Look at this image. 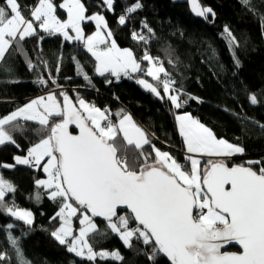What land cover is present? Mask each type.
Instances as JSON below:
<instances>
[{
    "label": "snow or ice",
    "instance_id": "snow-or-ice-1",
    "mask_svg": "<svg viewBox=\"0 0 264 264\" xmlns=\"http://www.w3.org/2000/svg\"><path fill=\"white\" fill-rule=\"evenodd\" d=\"M239 2L256 13L251 0ZM114 3L115 0H100L99 7L114 11ZM191 3L198 16H215L211 8L200 7L198 0ZM142 7L141 0H133L118 17V23L125 25ZM59 8L67 11V20L58 19L55 0H35L31 6H22L20 0H0V68L12 72L4 67L7 57L22 56L29 71L36 74L34 83L43 88H48L49 83L53 86L46 94L0 116V145L20 146L15 134L27 131L21 121L38 125V141L28 148L26 156L14 159L16 164L42 168L47 175L35 183L46 190L48 199L59 201V209L50 219L60 223L51 236L69 253L93 264L97 258L121 264L124 261L119 250L96 251L90 242V238L104 237L109 232L119 236L134 256L143 255L150 262L163 254L170 264H264V160L229 166L228 158L242 154L244 148L217 138L210 128L184 112L175 115L185 146L181 162L179 157L158 148L123 110L114 114V122L109 109L89 104L79 95L70 97L52 75L42 53L37 52L34 61L23 47L26 38L37 35L38 30L60 33L66 42H83L95 58L100 75L111 72L119 79L121 73L129 78L130 73H138L150 77L151 82L145 78L136 82L161 101L170 102L173 109H182L188 102L182 98L187 94L182 87H175L160 57L145 50L138 60L130 49L117 46L103 11L86 15L82 0H63ZM260 19L264 27V15ZM83 21H94L96 31L85 35ZM141 28L140 32H132V38L147 44L154 36L153 29L146 21H141ZM224 34L230 49L237 46L227 26ZM232 54L239 67V59L234 51ZM62 59L61 56V62ZM72 59L77 75L91 84L80 62L76 57ZM168 63L173 61L169 59ZM41 68L48 73L47 78ZM56 72H60V62ZM188 99L198 100L192 96ZM248 100L252 105L259 103L256 93H249ZM237 118L244 119L238 114ZM70 125H75L78 134L70 130ZM259 127L264 131V124ZM203 157H209L206 163ZM12 192L13 184L0 176V212L31 226L32 212L6 201V193ZM40 197L38 192L36 199ZM73 218L79 222L76 230ZM95 218L102 219L103 228ZM13 228L9 223L4 229L10 247L0 251V264H10L13 256L15 264H31ZM234 245L240 250H227Z\"/></svg>",
    "mask_w": 264,
    "mask_h": 264
},
{
    "label": "trees",
    "instance_id": "trees-1",
    "mask_svg": "<svg viewBox=\"0 0 264 264\" xmlns=\"http://www.w3.org/2000/svg\"><path fill=\"white\" fill-rule=\"evenodd\" d=\"M63 0H55L58 19H65V12L59 8ZM133 0H115L114 11H103L100 0H82L87 8L86 15L103 11L113 39L120 48H129L139 60L147 50L152 56L160 57L164 67L175 81V87L183 88L187 94L182 97L188 102L182 109H173L167 100L161 101L150 91L136 82L138 73L131 78H117L110 72L100 75L95 70V60L78 41L66 42L60 33L52 34L38 30V34L23 42L24 49L35 61L36 53L49 62L52 75L73 99L79 95L86 102L97 107L115 110L124 108L152 137V142L161 150H169L183 162L184 143L177 128L175 115L187 112L210 128L217 138L244 148L242 156L229 159V166L242 164L248 160H264V131L259 124H264V27L260 19L264 15V0H251L256 13L242 7L239 0H198L200 7L211 8L215 13L207 18L192 14L189 0H141L143 7L132 14L125 25L118 23V17ZM21 5L31 6L35 0H20ZM24 15H28L25 9ZM141 21H146L153 29L154 36L147 44L134 40L132 32H140ZM227 26L236 38L237 46L229 48L225 39L224 28ZM85 35L91 34L95 26L91 21H83ZM146 35V30H143ZM43 37V40L40 37ZM233 51L240 61L237 67ZM63 57L62 62L60 61ZM76 57L84 72L91 79V84L77 75ZM173 61L172 64L168 60ZM60 62V72L56 67ZM146 62H144V65ZM5 72L0 68V116L17 108L20 103L37 95L46 93L53 86L43 88L36 83V74L29 71L22 56L7 57ZM41 71L47 78L48 73ZM70 78V79H68ZM138 78V77H137ZM151 82V78L146 77ZM11 81H18L13 83ZM110 81V82H109ZM249 93H256L259 103L250 104ZM161 94L162 90H161ZM188 96L197 99H188ZM237 114L244 119H238ZM115 116V115H114ZM112 115L113 120L115 119ZM115 121V120H114ZM27 131L23 135L15 134L20 145L11 143L0 145V175L13 184L15 192L6 195V201L22 208H30L34 219L31 226L13 219L0 212V251L10 246L6 243L7 224L12 223L13 235L21 237L24 256L31 264H93L69 253L65 246L51 236V231L59 226V220L52 222L51 217L59 209V201L48 199L42 187L35 181L44 176L40 168L29 165H14L4 168V164H13L16 154H25L39 137L35 134L38 127L34 122H24ZM73 131L72 129H70ZM206 163L209 157H203ZM41 194L39 200L37 193ZM101 228L102 219L95 218ZM79 222L73 218V229ZM96 251L119 250L125 257L122 264H170L167 257L160 254L155 262L125 249L119 236L109 232L106 236L90 238ZM135 243V242H134ZM136 247H143L137 244ZM227 250L239 251L237 246ZM9 264V262H5ZM10 264H15L13 256ZM94 264H121L111 259H99Z\"/></svg>",
    "mask_w": 264,
    "mask_h": 264
},
{
    "label": "crops",
    "instance_id": "crops-1",
    "mask_svg": "<svg viewBox=\"0 0 264 264\" xmlns=\"http://www.w3.org/2000/svg\"><path fill=\"white\" fill-rule=\"evenodd\" d=\"M63 3V2H62ZM65 12V11H64ZM65 14H66V16H67V13L65 12ZM65 20V19H64ZM63 20V21H64ZM92 23H93V25L95 26V30L91 33V34H93L95 31H96V25H95V22L94 21H91ZM82 23V22H81ZM69 30V29H68ZM71 30V29H70ZM70 34H71V32H70ZM91 34H89V35H91ZM73 35V34H72ZM113 38V37H112ZM80 43H82L83 44V42H80ZM110 41H109V43H108V46H110ZM84 45V44H83ZM118 46V45H117ZM101 47H103V46H101ZM119 47V46H118ZM120 48V47H119ZM84 49H86L85 47H84ZM120 49H124V48H120ZM129 49V48H128ZM87 51V50H86ZM91 54V53H90ZM133 55H134V53H133ZM93 57V56H92ZM94 58V57H93ZM94 60H95V58H94ZM96 60H95V70H96ZM144 67L146 68L147 67V62H146V64L144 65ZM111 73V72H110ZM132 74H134V73H130V76L132 75ZM138 78H145L146 79V76H144V77H141V76H137ZM136 77V79H138ZM120 78H129L128 76H124L123 75V73H121V75H120ZM119 78V79H120ZM148 78H150V77H148ZM116 80H118V79H116ZM44 94H46V93H44ZM44 94H40V95H44ZM40 95H37V96H40ZM37 96H35V97H37ZM35 97H33V98H35ZM30 99H32V98H30ZM30 99H28V100H26V101H24L23 103H20V105L18 106V107H21V106H23L25 103H27ZM88 103V102H87ZM90 104V103H89ZM17 107V108H18ZM77 107H78V105H77ZM16 109V108H15ZM14 109V110H15ZM120 110H123L126 114H128V115H130L131 117H132V119H133V121L139 126V127H141L142 128V126L140 125V124H138V122L133 118V116H132V114L128 111V110H126V109H124V108H119V109H117V110H115V112H113V116H114V114L115 113H117V112H119ZM10 113V112H9ZM8 113V114H9ZM178 114H183V113H178ZM7 115V114H6ZM115 117V122L117 121V117L116 116H114ZM176 128H177V122H176ZM143 130H144V128H142ZM145 131V130H144ZM177 131H178V128H177ZM178 133H179V131H178ZM181 137V136H180ZM182 138V137H181ZM183 140V139H182ZM184 150H185V146H184ZM16 155H18V154H16ZM234 156H242V155H240V154H235ZM14 157H15V155H14ZM43 163V162H42ZM13 164H16V161H15V159L13 158ZM8 165H12V164H8ZM17 165H24V164H17ZM41 169V171L44 173V176L42 177V178H40V179H46L47 178V175H46V173L43 171V169L42 168H40ZM1 176V175H0ZM43 190L46 192V190L43 188ZM8 193H6V195H7Z\"/></svg>",
    "mask_w": 264,
    "mask_h": 264
},
{
    "label": "rangeland",
    "instance_id": "rangeland-1",
    "mask_svg": "<svg viewBox=\"0 0 264 264\" xmlns=\"http://www.w3.org/2000/svg\"><path fill=\"white\" fill-rule=\"evenodd\" d=\"M173 1H178V0H173ZM63 2V1H62ZM61 2V3H62ZM63 11H65L66 13H67V11L65 10V9H62ZM67 18H68V15L67 16H65V20H67ZM81 27H82V23H81ZM83 29V28H82ZM69 32H71V30L69 29L68 30ZM71 34H73V35H75L74 33H72L71 32ZM63 37V36H62ZM164 151H169V150H164ZM170 152V151H169ZM171 153V152H170ZM185 153H183V155H184ZM27 155V152L25 153V154H18V155H15V156H21V157H24V156H26ZM240 155H243V153L242 154H240ZM12 165H17V164H12ZM18 207V206H17ZM18 208H20V209H24V210H27V211H30V212H32V214H33V211L30 209V208H22V207H18ZM12 217V216H11ZM13 219H15V220H18V219H16L15 217H12ZM32 219H34V214H33V216H32ZM18 221H21V220H18ZM21 222H23V221H21ZM24 223V222H23ZM79 228V227H78ZM77 228V229H78ZM110 252V251H109Z\"/></svg>",
    "mask_w": 264,
    "mask_h": 264
},
{
    "label": "water",
    "instance_id": "water-1",
    "mask_svg": "<svg viewBox=\"0 0 264 264\" xmlns=\"http://www.w3.org/2000/svg\"><path fill=\"white\" fill-rule=\"evenodd\" d=\"M198 4H199V3H198ZM189 7H190V10H191V12H192V14H193L194 16L199 17V18H204L203 16H198V15L196 14V12L193 11V4L191 3V0H189ZM69 127H70V129L73 130V133H74V134H78V131H79V130L75 128V125H70ZM100 219H101V218H100ZM234 246H237V247L239 248L238 245H234Z\"/></svg>",
    "mask_w": 264,
    "mask_h": 264
},
{
    "label": "built area",
    "instance_id": "built-area-1",
    "mask_svg": "<svg viewBox=\"0 0 264 264\" xmlns=\"http://www.w3.org/2000/svg\"><path fill=\"white\" fill-rule=\"evenodd\" d=\"M105 109V108H104ZM30 168H34V167H31V166H29Z\"/></svg>",
    "mask_w": 264,
    "mask_h": 264
}]
</instances>
